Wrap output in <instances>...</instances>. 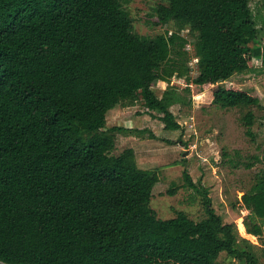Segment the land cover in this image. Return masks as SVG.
I'll return each instance as SVG.
<instances>
[{"label":"trees","instance_id":"1","mask_svg":"<svg viewBox=\"0 0 264 264\" xmlns=\"http://www.w3.org/2000/svg\"><path fill=\"white\" fill-rule=\"evenodd\" d=\"M131 1L0 0V264H220L222 254L258 264L202 187L204 219H158L157 174L139 170L131 149L112 155L116 135L146 131L106 129L109 111L142 103L166 132L180 130L170 108L190 100L176 78L207 89L209 106L237 110L254 143L261 98L223 85L253 61L264 68L249 0H164L151 14L164 31L152 37L134 31ZM256 149L244 169L264 167ZM232 207L247 213L244 236L260 238L264 168Z\"/></svg>","mask_w":264,"mask_h":264},{"label":"rangeland","instance_id":"2","mask_svg":"<svg viewBox=\"0 0 264 264\" xmlns=\"http://www.w3.org/2000/svg\"><path fill=\"white\" fill-rule=\"evenodd\" d=\"M164 0H132L126 7L133 20L134 31L140 36L152 37L162 33L164 28L153 25L152 8ZM253 22L259 30V39L264 44V4L263 0H249ZM183 37L191 42L187 31ZM190 57L191 77H195L196 60L193 48H186ZM192 57V58H191ZM170 85L190 100V105H175L170 108L181 128L175 132H166L156 113H149L142 103L133 106H117L106 116V129L123 127L128 131H146L142 137L131 133L116 135L115 150L118 156L124 150L134 153L136 167L139 170L153 171L159 183L153 190L150 208L160 220H169L178 212H184L192 221L206 217L200 187L207 192L211 208L224 223L235 224L240 237L237 247L253 254L258 264H264V225L260 238L247 237L241 231L243 218L247 213L234 209L236 198L242 193H251L258 173L264 168L256 164L250 170L243 165L251 162L250 157L260 155L256 149L264 147V119L253 126L255 142L244 134L237 110H222L208 105L209 91H201L184 79H172ZM224 86H236L243 91L256 92L264 104V68L253 61V68L247 73L237 74L223 83ZM189 88V95L184 89ZM161 90H163L161 88ZM260 116V112H256ZM149 134L155 136L150 139ZM237 152L238 155L235 153ZM237 166L235 167V165ZM186 172L198 190L189 188L184 180ZM173 190L170 195L168 191ZM243 229V228H242ZM245 232V231H244ZM220 264H239L222 254Z\"/></svg>","mask_w":264,"mask_h":264},{"label":"bare ground","instance_id":"3","mask_svg":"<svg viewBox=\"0 0 264 264\" xmlns=\"http://www.w3.org/2000/svg\"><path fill=\"white\" fill-rule=\"evenodd\" d=\"M242 231V230H241ZM243 233V232H242Z\"/></svg>","mask_w":264,"mask_h":264},{"label":"crops","instance_id":"4","mask_svg":"<svg viewBox=\"0 0 264 264\" xmlns=\"http://www.w3.org/2000/svg\"><path fill=\"white\" fill-rule=\"evenodd\" d=\"M264 137V136H263Z\"/></svg>","mask_w":264,"mask_h":264}]
</instances>
